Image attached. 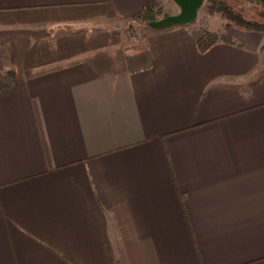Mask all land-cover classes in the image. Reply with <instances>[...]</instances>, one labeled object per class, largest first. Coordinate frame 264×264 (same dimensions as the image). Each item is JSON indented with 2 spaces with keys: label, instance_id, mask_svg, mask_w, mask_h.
<instances>
[{
  "label": "crops",
  "instance_id": "1",
  "mask_svg": "<svg viewBox=\"0 0 264 264\" xmlns=\"http://www.w3.org/2000/svg\"><path fill=\"white\" fill-rule=\"evenodd\" d=\"M158 0H0V264H264V32L146 38Z\"/></svg>",
  "mask_w": 264,
  "mask_h": 264
},
{
  "label": "rangeland",
  "instance_id": "2",
  "mask_svg": "<svg viewBox=\"0 0 264 264\" xmlns=\"http://www.w3.org/2000/svg\"><path fill=\"white\" fill-rule=\"evenodd\" d=\"M161 9L158 19L163 18L165 14L175 15L180 12V8L173 0H158ZM234 9L242 12L249 20L264 22L263 7L254 0H226ZM196 36H205L212 41H220L225 39V23L218 15L210 14L204 6L200 8L197 18L185 25ZM155 29L151 28L144 22L130 20L123 28L122 43L118 48L112 50V63L114 67L125 65L126 59L132 55L137 49H146V38Z\"/></svg>",
  "mask_w": 264,
  "mask_h": 264
},
{
  "label": "trees",
  "instance_id": "3",
  "mask_svg": "<svg viewBox=\"0 0 264 264\" xmlns=\"http://www.w3.org/2000/svg\"><path fill=\"white\" fill-rule=\"evenodd\" d=\"M264 8V0H254ZM204 6L210 14L218 15L225 23V30L238 29L242 31L264 32V22L249 20L245 15L234 9L226 0H205ZM264 11V9H263ZM161 13L159 8H146L141 15L132 18L133 21L144 22L148 25L149 22L158 19ZM263 16H264V12ZM164 17L169 15L165 14ZM212 41L214 39H209ZM88 61L94 68L102 74L117 73L122 71H137L149 67L151 64L150 52L148 49H137L131 56L126 59L125 65L114 67L112 63V55L108 50H98L90 55ZM16 87V75L13 71L7 73L0 72V96L11 94Z\"/></svg>",
  "mask_w": 264,
  "mask_h": 264
},
{
  "label": "water",
  "instance_id": "4",
  "mask_svg": "<svg viewBox=\"0 0 264 264\" xmlns=\"http://www.w3.org/2000/svg\"><path fill=\"white\" fill-rule=\"evenodd\" d=\"M180 8V12L151 21L148 25L155 30L171 28L193 22L205 0H173Z\"/></svg>",
  "mask_w": 264,
  "mask_h": 264
}]
</instances>
